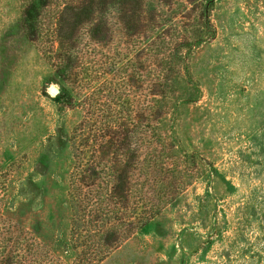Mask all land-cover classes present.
<instances>
[{
  "label": "rangeland",
  "instance_id": "374dc122",
  "mask_svg": "<svg viewBox=\"0 0 264 264\" xmlns=\"http://www.w3.org/2000/svg\"><path fill=\"white\" fill-rule=\"evenodd\" d=\"M24 8L0 0V216L73 260L71 138L83 111L19 24ZM213 20L216 37L193 50L160 119L183 188L99 264H264V0H218Z\"/></svg>",
  "mask_w": 264,
  "mask_h": 264
},
{
  "label": "trees",
  "instance_id": "16d2710c",
  "mask_svg": "<svg viewBox=\"0 0 264 264\" xmlns=\"http://www.w3.org/2000/svg\"><path fill=\"white\" fill-rule=\"evenodd\" d=\"M217 1L23 0L19 24L83 111L71 138L76 257L0 216V264H99L175 198L187 172L160 119L193 50L217 35Z\"/></svg>",
  "mask_w": 264,
  "mask_h": 264
},
{
  "label": "water",
  "instance_id": "95a60500",
  "mask_svg": "<svg viewBox=\"0 0 264 264\" xmlns=\"http://www.w3.org/2000/svg\"><path fill=\"white\" fill-rule=\"evenodd\" d=\"M52 89H53V91H55V92L58 90L56 87H53Z\"/></svg>",
  "mask_w": 264,
  "mask_h": 264
}]
</instances>
